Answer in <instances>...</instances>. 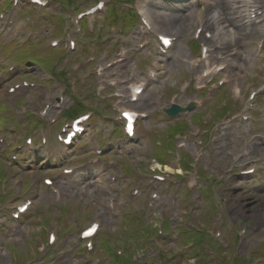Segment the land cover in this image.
Masks as SVG:
<instances>
[{
    "label": "rangeland",
    "instance_id": "obj_1",
    "mask_svg": "<svg viewBox=\"0 0 264 264\" xmlns=\"http://www.w3.org/2000/svg\"><path fill=\"white\" fill-rule=\"evenodd\" d=\"M49 1L64 2V0ZM214 1L205 0L199 5L192 7L176 5L168 8L165 12L168 18L182 15L184 11H186V15L193 17L190 20V25L184 27L183 30L179 29V27H170L167 24L159 23L158 27H161L165 32L174 36L178 35L180 39L184 38V40L182 44H176L175 48L166 57L162 71H160V80L150 87L145 97L148 101L156 100L158 108L166 106L173 95L177 97L176 103L181 105L191 100L205 102L204 99L202 100V96L194 92V87L197 84L194 83L193 79L198 73L194 72L193 75L189 76L188 66L182 65L179 60L181 57H186V49H184L183 44L189 51L195 52L196 42H185L186 38L191 37L192 32L198 27V22L203 19V23L207 27L209 18L216 11L218 13L221 11V6L209 7V4ZM242 1L223 0L227 5V12L232 21L245 28L243 38L239 40L233 39L230 45L223 43L224 46H228V51H230L225 62L228 65L227 74L231 80L228 90L231 89L234 83H237L241 87L245 85L258 87L264 84V72H262L264 53L260 51L263 29L255 25H249L246 22L244 15L245 7ZM256 1L264 3V0ZM11 9L10 0H4L0 5V13H10ZM51 9L42 11L30 10L26 11L25 14H20L18 11V19L22 20L26 16L31 17L32 21L35 16L47 18V13ZM173 11L175 13H172ZM63 26V23L55 24L56 35L62 34ZM226 26L229 27V24H226ZM82 27L85 28V23H82ZM209 30L214 32V29ZM47 31V23H35L33 21L26 29L21 30L18 36L12 39L0 35V91L4 92V96H6V89L8 88V83L5 80L11 81L13 74L23 67L26 68L28 65H33L34 69L39 70L40 73L47 76L51 68L58 64L66 63L67 58L64 51L49 47ZM222 32H225V30ZM27 33L32 34V37H26ZM117 40L119 44L125 42L122 41V38ZM113 56L112 54H107L105 58L94 61L96 67L106 65V62L109 63L113 60ZM25 61L28 62L24 63ZM224 76L222 75L221 78H224ZM109 77L108 73L104 79H109ZM190 82L192 85L188 89L186 85ZM38 89L39 86L37 85L35 89L18 90L15 95L9 96V102L2 95L0 96V135H2L6 143L11 145L4 153L5 158L0 159V195H2L0 200H4L5 198L7 200L22 197L32 198L34 205L29 212L31 213L35 209H40L46 214H39L35 217L44 226L40 230L34 225L33 213H29V216H26L17 223L5 220L0 214V264H16L13 262V258H21L23 264H134L131 252L144 249L143 243L150 241L147 237L149 232L143 230L144 226H146V220L141 215L131 213L129 214V218L132 223H123L117 235H112L109 232H114L119 221L116 215L118 214L116 206H118L120 201L122 202L126 183L142 186L143 183H148L151 180L149 169L151 167V159L154 157L151 154L152 152L158 156L177 153L174 148V139L181 132L169 129V131L163 133L169 125L165 126L164 122H160L161 120L158 116H154V118L144 121L139 125L135 140L129 147L125 148L118 142L121 134L116 128H113V135L111 137L101 139L102 130L92 127L91 124L84 137L86 140L83 141L80 149H86L89 147V143L90 147H92L93 141L98 147L103 148L108 139H115L114 142L118 145V152L107 153L104 160L103 157H100L106 163H99L96 166L91 165L89 167L85 165L80 166L73 176L64 178L59 176L58 173L56 174L57 185L63 202L60 205L56 204V208L60 207L64 210L67 203H69L73 207V211L72 215L67 217H60L57 211L55 218L59 219L56 220L58 224L56 225L51 222L50 227L52 231L57 232V235L63 234V236L60 237V240L52 249L50 259L46 262H41L39 259L37 260V257L35 258V253L42 250V240L40 237L49 231L47 220L50 219L49 215L51 212H55L51 207L55 205L57 200H54V197L41 186H32L30 190L26 191L27 183H22L19 191H13V188L18 187V183H6L12 181V179L13 181L18 180L19 177L20 180H30L31 177L26 176L38 173L27 171L26 168L29 164H18L20 167L13 166L10 170H7V161L10 159L11 152H16L21 145L20 140H17L15 143L13 142L14 137H32L34 147H39L38 136L40 133L32 132L34 130L32 122L39 120V116L33 109L29 108L30 105L37 102ZM91 91L94 92L93 89ZM219 94H221V99L218 103L228 102L229 99L225 97L224 93L220 92ZM216 99L217 97H214V101ZM96 101L100 104L103 100L96 97ZM229 102V106L231 107V100ZM153 103L155 102L153 101ZM263 103L264 100H262L261 104ZM207 104L205 103L204 106ZM109 106L110 103L105 102L100 104L98 108L91 109V105L88 104V110L93 115L91 121L94 126L99 121L110 123L113 120L114 115L109 110ZM133 107L135 108V106ZM140 108L146 109L145 107ZM207 109L206 115L213 114V117H210V124L212 126L216 121H220L219 115L223 114L224 111L220 110L219 106H216L214 109ZM240 109L241 106L237 104L235 110L227 115L224 120L212 127L206 137H203L204 135H201V133L196 135L197 129L185 130L190 126L196 128L197 124L204 125V114L200 115L199 118H192L190 114L189 117L188 115L182 116L184 118L183 129L185 136L182 139H176L177 149L179 150L177 154L180 157L183 154L193 159L195 154H202L198 165L208 173L200 177L203 183L200 184L198 192L200 195L198 205L200 209L207 210V222H210L211 227L206 222L203 223L200 212L196 213L193 207H188L187 203L175 204L177 200L174 193H176L178 187L172 188L174 185H171V183H184L177 177L180 175V171L178 170L179 167L176 160L169 164V169L166 172L163 171L165 182L160 186L161 199L155 202L154 208L151 211L152 213L149 214L148 212L146 214V218H150L151 222L157 221L159 218L166 221L171 228H178L184 226L182 222L184 219H181L180 213L187 210L192 212V217L189 221L193 225H198L199 223V226L197 228L196 226H193V228L191 226L193 239L186 242L185 249L187 251L182 259H194V264H256V257L241 258V256L256 254L255 250H260L259 247L264 244V219L259 216L264 211V172L257 179L239 178L237 170L233 169L234 166L231 163L232 157H230L234 152L238 154L244 149V146H246L244 142L248 138H250V142L253 140L256 144L254 159H258L263 155L264 112L254 115L249 123H241L239 119L228 123L232 116L240 112ZM41 124L37 128L39 132L45 128L47 122H41ZM93 135L94 139L92 138ZM200 142L203 144L201 145ZM181 145H184V147H180ZM55 147L59 149L57 145ZM176 156L179 157L178 155ZM21 158H24V155H21ZM183 162L186 166L190 165L189 162ZM33 163L31 165L32 168H37L36 157L33 158ZM123 164L127 166L128 170L130 167L134 168L141 164L140 166L143 168L142 174L136 176L134 172L127 173V170L122 168ZM41 166L42 164L38 167ZM72 166L76 168L78 164L72 163ZM49 173H56V171L53 169L43 171L41 172V178ZM208 174L216 179H211ZM146 175H149V178ZM113 177L116 178L114 182H112ZM190 178L196 181L194 176H190ZM216 180H218L217 183H215ZM196 183H200V181ZM29 186L31 185L29 184ZM5 187L6 191H4ZM149 190L147 188L145 200L150 197L151 191ZM196 194L197 187L195 196ZM221 198L223 201H226V206L222 203ZM113 200H117V203L114 204V210L111 209ZM78 201H81V206L76 203ZM181 205H184V210H180ZM236 206L243 208L247 212L246 215H242L235 210ZM141 214L144 215L143 213ZM253 214L256 216H253ZM230 216L235 217L238 223L229 221ZM81 217L85 219H81ZM93 221L100 222V232L108 233L104 236L99 234L93 239L95 248L104 251L106 257L103 252L98 251L96 253L94 251L91 255V260L84 261V252H82L81 246L77 244V232L81 228L79 226H86L87 223L89 225ZM62 225L64 226V230L60 228ZM239 225L245 227L247 231L240 245L238 236L241 233V228ZM140 231L144 234L140 235ZM218 235L219 239H217ZM180 247L181 245L179 244L172 249V246L165 247L164 244L163 249L172 255L179 252ZM149 248L154 247L149 246ZM44 250L48 251L49 248L45 247ZM118 252L124 253L119 256ZM156 252L150 250L149 258L162 261L161 258L157 257ZM29 259L31 260L29 261ZM174 263L178 264L179 262L175 260ZM263 263L261 262V264ZM180 264L182 263L180 262Z\"/></svg>",
    "mask_w": 264,
    "mask_h": 264
},
{
    "label": "bare ground",
    "instance_id": "obj_2",
    "mask_svg": "<svg viewBox=\"0 0 264 264\" xmlns=\"http://www.w3.org/2000/svg\"><path fill=\"white\" fill-rule=\"evenodd\" d=\"M223 3H224L223 0H215L210 4L209 7L211 8L221 6L220 7L221 11H219V13L216 11L214 15L211 16V19L213 20L216 34L220 35L223 41L227 43H231L235 38L238 40L243 38L245 28L241 27L239 24L232 21L231 17L227 12L228 11L227 5ZM192 18H193L192 16L190 17V16L181 15L179 17H172L168 19L166 17L165 18L163 17V21L164 24H167L170 27H179V29L183 30L184 27L190 25V20ZM226 24H229V27H227ZM223 30H225V32H222ZM2 93L3 92L0 91V94ZM144 102L146 104L148 101H144ZM235 210L240 212L242 215H246L247 213L245 210H243V208L239 206H236ZM253 216L256 215L253 214ZM259 216H261L264 219V211Z\"/></svg>",
    "mask_w": 264,
    "mask_h": 264
}]
</instances>
